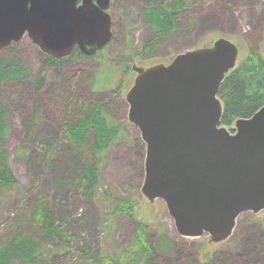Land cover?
<instances>
[{
	"label": "rangeland",
	"instance_id": "obj_1",
	"mask_svg": "<svg viewBox=\"0 0 264 264\" xmlns=\"http://www.w3.org/2000/svg\"><path fill=\"white\" fill-rule=\"evenodd\" d=\"M147 3L111 0L113 39L91 57L72 54L53 62L28 35L0 49L9 63L18 56L30 74L27 81L0 82L10 128L4 148L17 179L0 190V237L6 242L25 230L53 264H92L87 256L118 259L134 239L136 221H141L152 239L167 233L173 240L154 264H198L209 258L216 264H264V210L241 213L232 235L214 242L209 234L180 235L165 202L143 194L147 146L128 119L126 100L138 68L169 64L177 54L212 46L219 38L237 45V65L252 48L264 57V0H187L173 29L161 36L145 14ZM151 3L169 7L175 0ZM40 74L45 81L38 91L33 81ZM90 102L108 103L106 117L117 129L96 159L100 180L92 198L84 196L80 183L85 153L65 130V120L76 118L78 108ZM40 195L73 237L64 247L56 240L45 241L43 229L27 223ZM121 200L132 203V215L115 211ZM37 264H44L42 257Z\"/></svg>",
	"mask_w": 264,
	"mask_h": 264
},
{
	"label": "water",
	"instance_id": "obj_2",
	"mask_svg": "<svg viewBox=\"0 0 264 264\" xmlns=\"http://www.w3.org/2000/svg\"><path fill=\"white\" fill-rule=\"evenodd\" d=\"M111 0H0V49L26 35L55 58L95 55L113 39ZM228 38L138 68L128 119L146 143L143 194L162 199L182 236L228 239L239 215L264 210V106L221 124L219 91L237 66Z\"/></svg>",
	"mask_w": 264,
	"mask_h": 264
},
{
	"label": "trees",
	"instance_id": "obj_3",
	"mask_svg": "<svg viewBox=\"0 0 264 264\" xmlns=\"http://www.w3.org/2000/svg\"><path fill=\"white\" fill-rule=\"evenodd\" d=\"M146 1L149 3L144 8L145 14L157 36H161L173 29L176 17L179 15V8L187 0H175V3L169 7L155 6L151 3L152 0ZM150 45V49H154L155 43L151 41ZM73 54L84 55L79 49H76ZM49 59L53 62L58 61L52 56H49ZM29 75L28 69L24 67L18 56L13 57L10 63L0 56V82H23L29 79ZM44 81L41 74L35 77L33 83L36 90L40 91ZM219 97L224 108L221 124L229 127L232 132H235L233 124L238 118L250 117L264 106V57L256 48L249 50L240 64L226 74L220 87ZM108 106L109 104L105 102L98 104L90 102L78 108L79 115L76 118L69 117L65 120V130L70 140L85 153L86 159L81 171L80 183L83 184L84 196L89 198L94 196L100 180L96 159L107 148L117 131L106 117ZM9 133L10 128L5 121L4 109L0 102V190L13 186L17 182L4 148ZM115 211L132 215L133 205L130 201L121 200L115 206ZM26 220L29 225L43 229L45 241L56 240L64 247L73 239L55 217L49 202L43 195H40ZM150 234L147 224L136 221L134 239L121 252L118 259L109 256L87 257L91 259L92 264H154L161 254L171 249L173 240L167 233L160 234L155 239H152ZM43 253L42 244L25 230L14 234L6 242L0 237V264H13L14 260L26 264H37L39 257H42L44 264H53L51 259L45 257ZM198 264L216 263L209 258Z\"/></svg>",
	"mask_w": 264,
	"mask_h": 264
},
{
	"label": "flooded vegetation",
	"instance_id": "obj_4",
	"mask_svg": "<svg viewBox=\"0 0 264 264\" xmlns=\"http://www.w3.org/2000/svg\"><path fill=\"white\" fill-rule=\"evenodd\" d=\"M146 6H147V5H145V7H146ZM108 12H109V10H108ZM110 14H111V13H110ZM76 49H79V48H76ZM76 49H75V50H76ZM79 50H80V49H79ZM74 52H75V51H74ZM82 53H83V52H82ZM83 54H84V53H83ZM83 56L91 57L90 55H85V54H84ZM92 56H93V55H92ZM68 57H69V56H68ZM63 58H66V57H63Z\"/></svg>",
	"mask_w": 264,
	"mask_h": 264
}]
</instances>
